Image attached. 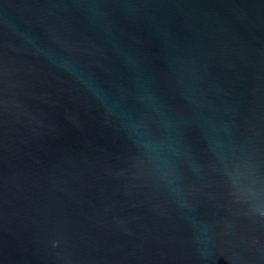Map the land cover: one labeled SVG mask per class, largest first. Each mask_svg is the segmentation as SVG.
<instances>
[{"label": "water", "instance_id": "1", "mask_svg": "<svg viewBox=\"0 0 264 264\" xmlns=\"http://www.w3.org/2000/svg\"><path fill=\"white\" fill-rule=\"evenodd\" d=\"M264 0H0V264H264Z\"/></svg>", "mask_w": 264, "mask_h": 264}, {"label": "clouds", "instance_id": "2", "mask_svg": "<svg viewBox=\"0 0 264 264\" xmlns=\"http://www.w3.org/2000/svg\"><path fill=\"white\" fill-rule=\"evenodd\" d=\"M262 214H264V213H262Z\"/></svg>", "mask_w": 264, "mask_h": 264}]
</instances>
